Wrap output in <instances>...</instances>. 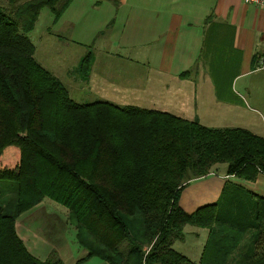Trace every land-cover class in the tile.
Masks as SVG:
<instances>
[{"label":"trees","instance_id":"obj_1","mask_svg":"<svg viewBox=\"0 0 264 264\" xmlns=\"http://www.w3.org/2000/svg\"><path fill=\"white\" fill-rule=\"evenodd\" d=\"M72 1L0 0V264H62L56 251L33 257L16 232V220L44 198L68 210L87 252L76 264H264V199L230 192L193 214L179 206L185 182L216 165L249 181L264 175V138L73 102L36 62L28 37L42 10L55 23ZM91 64L88 53L79 68L84 79ZM188 227L209 232L200 263L173 249Z\"/></svg>","mask_w":264,"mask_h":264},{"label":"crops","instance_id":"obj_2","mask_svg":"<svg viewBox=\"0 0 264 264\" xmlns=\"http://www.w3.org/2000/svg\"><path fill=\"white\" fill-rule=\"evenodd\" d=\"M47 10H42L28 37L36 53L45 45L60 62V70L54 72L35 58L67 91L65 78L73 80L75 92L84 98L90 94L92 100L114 106L264 138V8L242 0H73L55 23ZM88 53L92 64L84 79L79 68ZM230 192L234 198L242 192L264 199V175L249 181L229 175L226 166L216 169L189 181L179 206L193 214L220 203ZM46 206L41 203L20 216L17 235L36 259L43 261L56 251L67 264L62 252L66 241L61 246L40 237L38 229L27 228ZM208 235L207 230L188 227L173 249L200 263ZM72 237L76 243L75 234ZM86 255L78 250L69 264ZM85 264L105 263L92 259Z\"/></svg>","mask_w":264,"mask_h":264},{"label":"rangeland","instance_id":"obj_3","mask_svg":"<svg viewBox=\"0 0 264 264\" xmlns=\"http://www.w3.org/2000/svg\"><path fill=\"white\" fill-rule=\"evenodd\" d=\"M2 7V6H0ZM47 10V9H46ZM46 12H49L48 10ZM50 49H52V47L49 46ZM47 47L44 45L42 47H40V49L38 50V52L35 54V58L37 59V61H39L41 63V65H43L44 67H46L45 69L49 70V71H57L56 68L58 70H60V62L57 61L52 54H50L49 50H46ZM71 78V77H69ZM66 83V87L70 93L71 99L78 103L79 105H90L93 104L95 102H100L101 100H92L94 99L93 97H91V95L89 94L87 98H84L82 96L81 93H77L76 85L71 84L70 79L65 78V80H63ZM65 85V84H64ZM86 91H88V88H85ZM115 105V104H112ZM117 107L120 108H125L126 106H119L116 105ZM224 165H216L213 167V171H215L216 169H222L224 168ZM190 181V180H189ZM185 182V185L189 182ZM1 187V184H0ZM10 189L7 188L5 192V194L8 195V197H12V194L7 193ZM43 201L41 202L42 204L45 203L46 207H48L46 210L42 209V211H40V213H38L39 215H37L36 217H34L31 222L30 220L28 221L30 224L27 225V228L30 227L33 230L38 229L41 235L40 237L43 238H50L53 240H56V242H58L57 244L62 246V243L65 242L66 243V248L62 249L63 252V259L67 262V264H69L72 260V258L74 256L78 255V250H82L85 251L84 249L80 248L76 243H73L69 238H73L72 235L76 234L75 230L73 227H71L70 223L68 222V210L47 199L44 198L42 199ZM40 203V204H41ZM39 204V205H40ZM200 229V228H197ZM20 235L21 234V230L20 228L18 229ZM206 230V229H204ZM68 231L67 235H64L66 232ZM208 231V230H207ZM231 235L233 236V234L231 233ZM76 236V235H75ZM250 237V234L248 233L247 238ZM75 250H77V253H74ZM86 252V251H85ZM87 254V252H86Z\"/></svg>","mask_w":264,"mask_h":264},{"label":"built area","instance_id":"obj_4","mask_svg":"<svg viewBox=\"0 0 264 264\" xmlns=\"http://www.w3.org/2000/svg\"><path fill=\"white\" fill-rule=\"evenodd\" d=\"M242 1L247 6L264 8V0H242ZM261 63L263 64L264 67V60H262Z\"/></svg>","mask_w":264,"mask_h":264}]
</instances>
